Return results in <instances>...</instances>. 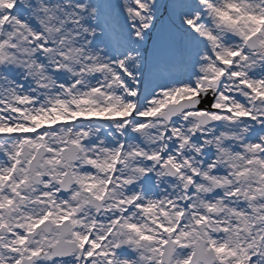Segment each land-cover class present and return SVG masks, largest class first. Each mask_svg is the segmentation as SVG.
Wrapping results in <instances>:
<instances>
[{"label":"snow or ice","instance_id":"obj_1","mask_svg":"<svg viewBox=\"0 0 264 264\" xmlns=\"http://www.w3.org/2000/svg\"><path fill=\"white\" fill-rule=\"evenodd\" d=\"M0 264H264V0H0Z\"/></svg>","mask_w":264,"mask_h":264}]
</instances>
